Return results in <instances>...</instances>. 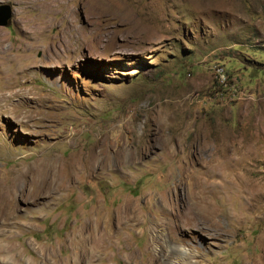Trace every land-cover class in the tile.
Returning <instances> with one entry per match:
<instances>
[{
  "label": "rangeland",
  "instance_id": "1",
  "mask_svg": "<svg viewBox=\"0 0 264 264\" xmlns=\"http://www.w3.org/2000/svg\"><path fill=\"white\" fill-rule=\"evenodd\" d=\"M122 1L139 20L121 19V0L100 14L87 0H0V89L14 75L29 98L0 112L1 178L86 149L111 123L108 154L125 152L34 201L20 181L0 264H264V0ZM187 188L204 215L183 207Z\"/></svg>",
  "mask_w": 264,
  "mask_h": 264
},
{
  "label": "bare ground",
  "instance_id": "2",
  "mask_svg": "<svg viewBox=\"0 0 264 264\" xmlns=\"http://www.w3.org/2000/svg\"><path fill=\"white\" fill-rule=\"evenodd\" d=\"M101 2L102 0H87L86 3H88V8H92L93 10H95L94 14H100L103 11V6L101 5ZM123 3L124 1L121 0L120 12H124L123 15L121 16V19L126 20L128 22H134L135 20H139L136 18L134 19L130 15L129 11L126 10V6ZM45 6L46 7L44 8V11H46V9L47 11L48 10L50 11L51 8L49 7L51 6V4L46 2ZM124 8H125V11H123ZM41 10L43 9L40 3V11ZM125 13L129 17L125 15ZM62 18L64 20H68V16H66L65 14L62 16ZM54 20L55 19L53 18L51 19L49 17L46 19V23L51 24L53 23ZM23 33H25V31ZM15 80H16V77H14V75H13V78L12 76H7L4 80L6 91H3L0 89V112L2 111L8 112L10 110V107H9L10 105L8 104V101L10 100L11 97L15 95H18V94L21 95L20 96L21 102L27 101L29 99L27 96H24L25 92L23 91L21 85L18 88H14V86L17 85L15 84ZM117 127H118L117 124L115 125L113 123H111L110 125L108 124V127L104 131L102 130L103 132L99 134L97 142L93 144L92 146L86 149H83V150L82 149L78 150L75 153L68 154L66 157L61 158V159L60 158L56 159L54 157H51L49 159H45V158L38 159L32 163H29L25 167L23 172L20 171L15 176L7 180L4 178H1V172L3 170L0 168V224H6L9 221H11L13 214L18 210V206L16 202L14 201L13 196L16 192V186L20 181H22V184L24 187L22 189V194L26 197V199H30V201H34L38 196H45L44 194L47 193V191L50 190L51 188L61 189L63 184L65 183L64 179L71 180L73 175L76 174L79 170L83 169L86 172L87 170H90L97 162H99L102 165V167H106V168L107 166L110 165L112 156L116 157L119 163L122 162L125 157V152L116 151L115 155L112 154L111 156H109L108 149H107L109 147V143L113 142V134H114L113 132L114 130L117 129ZM69 138H72V137H69ZM121 149L126 150L125 144L121 145ZM29 172H31V174L28 178L27 173ZM190 189L187 188L188 191L186 192V199H185L186 202L183 204V207L186 209V211L189 214L199 213V214L204 215L202 211L201 212L198 210L194 211L195 205H193L194 203L193 201L201 199V195L203 193L201 194V190L199 189H195V190L193 189L190 190ZM85 224L86 226L91 227V229L88 230L86 235L90 237V240L95 238V236L93 235L94 230H92V225L90 223H85ZM109 237H110L109 231L105 230L97 238L99 239L100 244H101L103 242H108ZM92 246L93 245H91L90 247ZM3 250L4 249L1 247L0 253H2ZM5 250H9V249L6 248ZM79 253L82 254L83 252L80 251ZM74 254L75 255L73 256H78L77 251H75Z\"/></svg>",
  "mask_w": 264,
  "mask_h": 264
},
{
  "label": "water",
  "instance_id": "3",
  "mask_svg": "<svg viewBox=\"0 0 264 264\" xmlns=\"http://www.w3.org/2000/svg\"><path fill=\"white\" fill-rule=\"evenodd\" d=\"M12 15V8L10 4H0V25H7Z\"/></svg>",
  "mask_w": 264,
  "mask_h": 264
},
{
  "label": "built area",
  "instance_id": "4",
  "mask_svg": "<svg viewBox=\"0 0 264 264\" xmlns=\"http://www.w3.org/2000/svg\"><path fill=\"white\" fill-rule=\"evenodd\" d=\"M215 72H216V74H217L216 76H217V78L219 79V81H220L221 83H223V85H225L224 82H225V79H226V77H227L226 70L223 69L221 65H218V66L215 67Z\"/></svg>",
  "mask_w": 264,
  "mask_h": 264
},
{
  "label": "crops",
  "instance_id": "5",
  "mask_svg": "<svg viewBox=\"0 0 264 264\" xmlns=\"http://www.w3.org/2000/svg\"><path fill=\"white\" fill-rule=\"evenodd\" d=\"M224 7H225V14L227 15V16H226V19H225L226 24L231 25L232 22H235V23H236L237 19H234V18L231 19V18H230L231 15H235L234 10L231 9V6H228V5L225 4V3H224ZM226 8H227V9H226ZM228 15H229V16H228Z\"/></svg>",
  "mask_w": 264,
  "mask_h": 264
}]
</instances>
